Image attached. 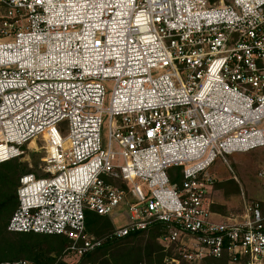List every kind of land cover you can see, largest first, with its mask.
Masks as SVG:
<instances>
[{"label":"built area","instance_id":"obj_1","mask_svg":"<svg viewBox=\"0 0 264 264\" xmlns=\"http://www.w3.org/2000/svg\"><path fill=\"white\" fill-rule=\"evenodd\" d=\"M41 141L9 232L81 258L159 226L171 264H264L262 205L207 203L219 158L264 147V0H0V164ZM90 212L125 224L97 238Z\"/></svg>","mask_w":264,"mask_h":264},{"label":"trees","instance_id":"obj_2","mask_svg":"<svg viewBox=\"0 0 264 264\" xmlns=\"http://www.w3.org/2000/svg\"><path fill=\"white\" fill-rule=\"evenodd\" d=\"M32 170L19 169L16 160L0 164V264L19 260L34 264H65L63 256L71 241L65 236L20 234L8 231V223L18 207L17 189L20 178ZM181 169H170L173 183H181ZM115 229L109 217L87 214V232L97 238H105ZM161 227L105 241V244L81 257L79 264H171L175 256L174 246L160 242ZM203 264H229L228 258L203 260ZM179 264H192L181 261Z\"/></svg>","mask_w":264,"mask_h":264},{"label":"rangeland","instance_id":"obj_3","mask_svg":"<svg viewBox=\"0 0 264 264\" xmlns=\"http://www.w3.org/2000/svg\"><path fill=\"white\" fill-rule=\"evenodd\" d=\"M109 86L106 103H108L111 91ZM105 133L106 129L103 132L104 136ZM46 146L47 144L42 141L37 142L36 146L34 142L29 143L24 148L25 154L13 160H16L19 169L24 167L28 170H33V168L36 170L42 163L41 159L47 155ZM210 172L217 178L207 199L212 212L223 218L238 217L240 219L246 214L247 207L260 203L264 214V176L259 177L260 173L264 174V147L247 153H235L226 157V160L219 158L211 167ZM125 209L126 206L123 203L120 213ZM110 219L114 226L125 224L124 216ZM63 257L65 264H79L81 261L80 257L68 252ZM203 262L202 260L192 264H203ZM30 264L34 263L30 262Z\"/></svg>","mask_w":264,"mask_h":264},{"label":"bare ground","instance_id":"obj_4","mask_svg":"<svg viewBox=\"0 0 264 264\" xmlns=\"http://www.w3.org/2000/svg\"><path fill=\"white\" fill-rule=\"evenodd\" d=\"M34 146H36V144L34 143Z\"/></svg>","mask_w":264,"mask_h":264}]
</instances>
